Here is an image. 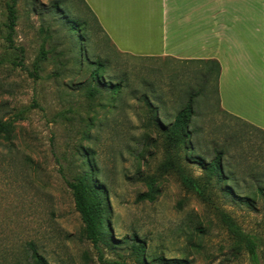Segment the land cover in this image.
I'll use <instances>...</instances> for the list:
<instances>
[{
  "label": "rangeland",
  "instance_id": "rangeland-1",
  "mask_svg": "<svg viewBox=\"0 0 264 264\" xmlns=\"http://www.w3.org/2000/svg\"><path fill=\"white\" fill-rule=\"evenodd\" d=\"M12 1L0 0V125L6 128L0 133V264H36L32 250L47 264H158V258L248 264L221 213L256 236L264 252L262 206L241 205L209 188L187 190L171 166L177 158L149 125L153 117L143 94L159 108L161 119L162 114L172 118L185 91L198 86L200 64L120 56L95 30L80 0H14L10 44ZM75 20L87 22L95 34L82 35L78 26L74 34ZM85 48L90 60L108 62L106 82L126 77L133 93L102 89L90 97L91 68L80 63ZM41 53L45 60L35 71ZM205 92L197 99L192 125L197 154L209 160L214 149L224 152L225 171L237 192L252 196L264 182V135L219 110L214 81ZM184 158L181 153L185 173L201 182L200 166ZM83 161L105 189L112 247L102 245L101 258L84 237L67 185L82 172ZM151 189L158 190L153 202L138 200ZM140 244L142 261L132 247Z\"/></svg>",
  "mask_w": 264,
  "mask_h": 264
},
{
  "label": "crops",
  "instance_id": "crops-1",
  "mask_svg": "<svg viewBox=\"0 0 264 264\" xmlns=\"http://www.w3.org/2000/svg\"><path fill=\"white\" fill-rule=\"evenodd\" d=\"M117 51L216 61L220 111L264 135V0H84Z\"/></svg>",
  "mask_w": 264,
  "mask_h": 264
},
{
  "label": "trees",
  "instance_id": "trees-1",
  "mask_svg": "<svg viewBox=\"0 0 264 264\" xmlns=\"http://www.w3.org/2000/svg\"><path fill=\"white\" fill-rule=\"evenodd\" d=\"M80 1L92 19L95 30L101 34V38L106 41L120 56L133 57L128 54L120 53L116 50L110 39L103 31L95 15L85 4L84 0ZM7 12V40L10 44H12V35L14 33L17 19L14 0L12 1V4L8 5ZM74 24L76 25L72 24V26H70V29L74 32V34L78 32L77 28H80L79 32H81L82 35L84 34L90 37L95 34L94 30L91 29L87 22H79L75 20ZM84 43H86V40H84ZM81 52L82 50L80 53ZM82 53L83 55L81 57L80 63L83 64L86 62L88 67L91 68L90 75L94 84L92 87L88 88V95L90 97L100 95L102 89L108 90L112 95L119 93L121 89H129L133 93V89L130 88V84L128 83V80L125 76V78H121L119 82L115 83L111 77L108 78L107 82L104 80V75L110 74L107 72L108 62L105 63L106 60L102 61L99 60V58L96 60H90L91 58L88 56L86 48ZM44 60L45 53H41L36 60L35 71L39 70V64ZM185 62H197L202 66V68H198L196 72L199 84L196 88H190V90L185 91V95H183L184 101L172 118L168 117L166 114H162V116L165 117L161 119L158 113L159 108H153L149 101V95L147 93L143 94V100L145 103H147L149 108L147 109V112L153 117L152 119H149V125L154 126L164 136L169 148L171 149V152L177 158L176 163L171 165L172 168L175 169V173L180 177L182 185L189 191H195L202 187L209 188L214 190V193L221 195L223 198L232 200L237 199V202H239L241 205L255 209L256 204L259 203L264 209V182L262 184H257V188L254 189L255 193L252 194V196L240 194L237 192L239 190L237 183L233 178L228 176L225 171V166L223 163V158L225 155L224 152L214 149L209 160L197 154L199 149L198 147L196 148V145L192 142L193 136L197 131L194 129V127H192L195 116V105L197 99L206 93L205 91L207 86L211 81H214L216 84V92L218 94V80L221 73V68L216 61L198 60ZM175 89L176 88H172L171 91H174ZM167 94L169 95V92ZM158 103L160 104L161 100H159ZM163 113H165L164 109ZM166 120L169 124L164 123ZM250 128L253 130L255 129L253 127ZM4 131H6L5 126L0 125V133ZM181 153H184V160L187 162V164H195L200 166V169L204 173L201 182H198L197 179L185 173L184 168L179 164V155ZM82 166V172L75 176L72 180L68 181L67 185L72 194L75 211L79 214L81 222L84 226V237L94 246V248L97 250V253L99 254V257L101 258V246L103 245L106 247H112L110 238L106 237V235L109 236L111 232L109 221L106 219L108 208L105 189L100 188L92 179L94 173L92 165L87 161H83ZM157 193L158 190L151 189V192H148L144 195H139L138 200H148L153 202L156 199ZM255 197L259 198L258 201L255 199ZM220 218L222 223L226 226L227 231L234 239L235 243L242 247L247 263L264 264V252L261 250L259 239L254 235L242 231V229L238 227V225L225 213H221ZM132 247L135 254L141 257L142 261L144 258L143 244L133 245ZM32 251L33 259L36 264H47L41 256H39L34 250ZM156 261L158 264H185V261L183 260H166L164 258H158ZM109 264L124 263L112 261L109 262Z\"/></svg>",
  "mask_w": 264,
  "mask_h": 264
}]
</instances>
